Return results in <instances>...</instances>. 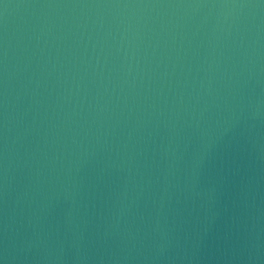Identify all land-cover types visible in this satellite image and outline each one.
<instances>
[{
	"label": "water",
	"instance_id": "water-1",
	"mask_svg": "<svg viewBox=\"0 0 264 264\" xmlns=\"http://www.w3.org/2000/svg\"><path fill=\"white\" fill-rule=\"evenodd\" d=\"M0 264H264V0H0Z\"/></svg>",
	"mask_w": 264,
	"mask_h": 264
}]
</instances>
